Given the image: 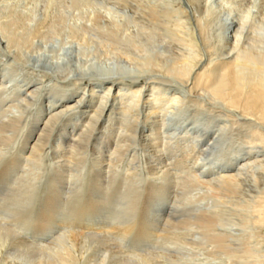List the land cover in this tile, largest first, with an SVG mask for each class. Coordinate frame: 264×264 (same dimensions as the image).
<instances>
[{"label":"rangeland","instance_id":"rangeland-1","mask_svg":"<svg viewBox=\"0 0 264 264\" xmlns=\"http://www.w3.org/2000/svg\"><path fill=\"white\" fill-rule=\"evenodd\" d=\"M43 1H45V2H43ZM49 1L50 0H41V2L39 0H17V1L8 0L7 1L8 3L6 2L5 4H2V5H4L3 9H4L5 14L6 13L8 14V12H10L11 9L16 10V11H23L24 8L28 7V10H29V13H31V16H33V18L35 16L34 19L32 18L31 29L36 28V26H38L40 23H42L46 19L45 16L47 17L48 14H49V16H52V17H50V19H48V20H51L49 22V24L52 23V27L45 34L46 38H44V40H42V39L36 40L33 47H30V48L26 49V51H25L26 54L24 56L25 57L24 60L27 61L26 60L27 57L30 56L29 58H31L30 60L33 62H29L28 64H25L24 62H18V64H17V62L14 61L15 62L14 64L16 66L14 65L13 67H9V70H6L8 73L7 79H9V80H11V78H13L14 75L15 76H17L18 74L21 75V77H18L17 80L15 79L17 82L16 81L13 82V85L18 84V83L21 84L26 78H28L29 76H32L28 72L29 67H31V68L34 67L37 71L44 70L50 74L54 73L55 74L54 77H55L56 81L57 80L63 81V79H59L60 75H62V74L66 75L67 74L66 76H67L68 81L67 82L65 81L66 82L65 84H69L70 82H74L75 80H81L83 83H85L87 80H90V79L92 80V78H96V77L98 78L99 75L97 76V74L99 72H102L103 70H107V69H108L107 71H110V70L119 71L121 69H127V70L132 71V73L125 75L124 79L121 81V82H124V83H122V85L123 84L131 85L132 83H134V81L139 80V78H141L142 75H144L145 77H146V75L147 76L151 75V76H154L155 78H157V80L158 79L162 80V79H164V77H169V82H167L166 84L163 83V84L157 85V87H158L157 95L159 97L160 96L166 97L169 100L172 96H175V94H177L176 96H178V97L184 96L186 101L183 100V102L180 103L181 106L179 104L175 105V106H172V105L168 106L169 104H173V103H169V102L168 103L165 102L163 104L165 106H163L162 104L158 106L159 108L157 109V113L155 115H153V117H152L153 120L151 119V121L154 124L153 126L155 129L156 135L154 137H151L150 139L147 138L148 140L146 139L147 141L145 140L144 143L149 142V144L153 145L152 140H153V138H156L157 139L156 142H160V144L158 143L155 146L146 148L145 153H143L142 150L140 149V147H138V145H136V143H135V142H141L139 140L140 134H138V133H140V131L138 133L133 132L134 134H136L135 136L130 131V130L134 131L136 129L135 126L137 124V122H136V120H138L137 118L140 117L139 118L140 121L144 120L143 111L139 110L141 114L139 113V115H138V112L136 113V111H137L136 107L134 105H133L134 107L133 106L131 107L129 104L127 106V108L130 110V111H128V113H122L123 115H121L118 110L116 111L117 115H115V116H116L117 120L113 124V130H112L113 134L111 135V139H110L111 143L108 145L107 148L104 149L103 154L105 157L104 156L101 157V154H95V153L91 152L90 147H87L86 144H82V146L76 148V151H77L76 152L75 149H71L68 146L66 139H64L65 141L63 143V148L60 149L59 151L58 150L56 151V149H57L56 146H58V144H59V142H58L59 139L58 140L56 139V137L59 138L58 134L56 136H55V134H52L50 136V141L48 140V144H47L45 149H44V147H42L40 149L42 144L39 142V144H38L39 146H37V147L41 151L37 148H36V150L33 151V146H34L36 141H33V142L29 141V143H27L25 145V143L27 142V140H26L27 130L24 133V135L21 132L22 130H20V129H23V127L19 128L16 132H11V135L9 134L8 135L9 137L7 136L8 138H6V140L0 146V155H1L0 157L2 158L5 155V158L7 157L10 159L8 164L9 165H12V164L15 165L11 169L13 171L10 170L12 172V176L10 175V173H11L10 171L6 172L5 174H2L3 169L0 168V169H2V170H0L1 171V173H0V201H1L0 202V209L2 208L0 210V215H1L0 224H1V226L3 228H7L8 230L10 229V231L12 232L14 237L16 236V238H15V239H17V240H15L16 242L19 241L18 238H20V239L22 238L24 241L26 239V241L28 242L27 246L33 247V248H36V246H39V245H45V244L47 245L48 243H52V244L54 243L53 247H49V250L50 249H52V250L57 249L58 250V249H61L62 245H64V243L67 240L66 239L67 237L60 238L58 241L56 240L57 236L60 234V232H57V231H59V229H56V226L59 225V222L58 221L54 222L55 227L53 225H51V226H53V228L50 230L47 229V225L43 228V227H41L43 225H41V224L39 225V223H38L40 221L37 219L38 217L33 216L32 213L29 212V210H28V208L30 207L29 205L34 200V198H36L35 195L37 193V190H36L37 185L42 183V181L44 180L43 178H45V176H48L49 180H51L52 178L56 179V183H54V189L52 187L53 190H51V191H53V195L55 197H57V198H55L56 199L55 204H54L55 208L52 209L50 207L49 209L50 210L55 209V214H57L56 216L59 218V221H61L60 218L62 220H67L65 218L69 219V218L73 217V218H71V220L75 221L74 225H79V223H80V225L81 224H85V225L90 224L93 227H97V228L99 227L102 230H105L106 227H104V226H108L110 224H113L114 221H106V218L104 216L105 214H103V213H100V215H94L93 208L87 209V207L85 208V210L83 212L81 211L80 215H77V210L75 211L74 208L69 207V203H70L69 201H73V200H69L71 192H72V195L75 194L74 197L76 199V196H77L76 191L78 190V192H81V187L83 185H84V187H86V188H84V190L89 191L87 189V184L89 182V178L93 177L95 175V173L99 174V172H100V174H102L101 180H99V183H100L99 188H97V190H94V192L91 190V193H93V194L92 195L90 194V198L87 196L86 200L89 199V200H94L96 202V200H99V199L100 200L106 199V197H107L106 195L108 194L107 192H109V189H110V192L113 190L116 192L118 190L117 187H119L123 182L125 183V185L127 187L129 185V183L131 185V182H132L137 187H140L143 190H145V189L148 190L150 185H153L157 182L161 183V182H163V180L165 178L167 180L166 183H168V181H169V187H170V185L172 186L169 188L170 189V195L172 196V197H170L171 199H168L169 206L172 207L173 202L176 200L175 202H176V207H177V211H178V213H176V214L174 213L175 215L173 214L174 216H172L173 217L172 223H168V225L166 224V226H169L168 229L173 228L170 232L171 237L169 239H167L165 237L163 238V236L160 235V234H162L164 223H165L166 219H168V213L162 212L160 215L157 214L156 215L157 217L150 218V221H146L148 219L147 218L148 208H147L146 210H144L143 216H142V214L140 216V217L144 218V221H145L144 222V228H145L144 229L145 230L144 235H140L137 231V232L133 233L132 236L131 235H124L126 237V239H124V236H122V235L118 236V238H119L118 240H116L117 237L112 236V235H108V238H106V237L104 238L103 236H101V237L94 236V235L91 236L93 238L98 237V239L100 238V239H106V240L107 239L110 240L111 236H112L111 240H112V242H114L113 247L115 249H117L118 252L121 250L120 251L121 253L118 254L119 256L118 255H111V256L109 255L108 258H106V260L104 261V264H131V263L132 264H264V229H263L264 227L263 228H262V226L260 227V225H258L257 222H255V221H257V219H259L258 218L259 216H257V215H259V213L255 212L256 204L258 205L261 202V198L264 197V186H263L264 180L261 181L260 183H258V185L255 186L254 188H251L248 186H246V187L245 186L244 187L237 186V188H235L234 193H225V191H223V188H222V190H221L222 192L221 191L220 192L224 193V194H220L219 191L217 192V191H215V189L207 188L209 185L206 182L202 184L201 181H204L208 178L210 179L211 176H209L207 178L205 177V179L202 178V180L200 182L197 181V179L194 177V172H196V170L200 169L201 167L204 168L203 169V171H204L203 175L213 174L212 171H214V170H211L210 167H212V168L214 167V164L217 161L216 159L225 157L223 159L224 161L229 160L230 156L232 158V156L236 152H239V150H242V149H238V147L240 148L241 143H239V142H241V141L239 139L244 135V133L242 136H240V137L238 136L239 138L237 136H235L234 137L235 140H234V138H232L231 135L229 136V133L227 134V131H226V134L224 132L223 135L224 134L225 135L224 136L222 135L223 137L221 136L219 138L221 141L219 140L220 144L218 145V147L216 146L217 148L215 149V151L214 152L212 151L213 153L210 151V152H208L207 155L203 156L202 155V153H203L202 152V150H203L202 144L204 143V141L207 138L211 137V135L214 133V130H218L220 128V126H217L218 121H213L210 114L207 116L206 119H203L202 117H201L202 118L201 119L200 117L194 116V114L191 115V113H189L187 111L188 98L186 97L187 95H185L184 92H186V90H188V89L185 88L181 82H179V80L176 78V75H175V72H180V71H183L184 69L190 68L185 63L190 62V61L195 62V56L194 55H196V56L199 55L203 58V60H207V58H209V56H210L209 54L211 52H215V56L222 58V57H220L221 51H223V48L226 45H228V42L225 41L223 38V30L225 28L224 20H227L228 18H232L234 16L239 17L240 15H244L246 13L248 7L251 6L250 0H243L244 2L242 0H213V1H210L208 3L207 7H205V9L203 11L197 10V8L193 7L192 5L190 6V4L188 3V0H177V1L176 0H145L143 2H142V0H135V1L134 0H124V1L123 0H90L91 2L90 1L86 2L87 0L86 1H83V0H58L57 3H54L55 5L52 4V6H53L52 8H51L52 2L49 3ZM202 1H204V0H202ZM93 3H96L99 6L97 11H94V10H96L97 7L95 8ZM244 3H245V5H244ZM36 4L38 6H35ZM141 4L144 5L146 8H149L152 6L155 7L156 10L159 11L158 21H156V22H155V20L153 22L150 21L151 19L149 18L148 13H143V11H140L141 10L140 9ZM93 6L95 9H92ZM130 6L132 8H129ZM34 7H35V9H34ZM180 7L186 8L188 13L187 14L180 13L178 16L176 12L180 9ZM47 8L50 9L48 14L46 13V11H48ZM54 8H56V9H54ZM36 10H38V11L35 12ZM54 10L56 11V13L54 12ZM52 13L55 15H51ZM238 13L240 15H238ZM251 23H259L261 25H264V0H258L257 7L253 8L249 26L251 25ZM153 24H154V26H153ZM262 27L264 28V26H262ZM139 29H140V31H139ZM131 31H133L134 35H131V33H132ZM262 31H264V30H262ZM150 32L151 33L153 32V34L150 35ZM154 35H155V37H154ZM0 37H2L1 34H0ZM152 37H154V38H152ZM49 42H51V43L48 44ZM72 42H73V44H72ZM3 43L5 44V46H4L5 48L9 46L7 41H3ZM78 44H80V45H78ZM192 44H193V46H192ZM222 44H224V45H222ZM260 46H262V47H260ZM260 46H257V47L252 46L250 48V52L257 51L254 53L263 54L264 53V43L261 44ZM188 48H191V51ZM252 48H254V49H252ZM156 49H157V51H156ZM213 49L217 50L218 52H216ZM189 51L192 52V55L189 54L190 53ZM37 52L42 53L43 57L41 58V57H38V56L36 57L35 55H33ZM72 52H73V54H72ZM153 52H155L154 55H152ZM197 53H199V54H197ZM31 55H33V57ZM186 55H188V56H186ZM57 56H60L61 59L63 56H64V58L65 57L66 58H65V60L64 59L59 60L61 63L60 62L56 63V62L50 61L51 58H54ZM182 56L184 58H182ZM191 57H193V58H191ZM219 58H218V60H220ZM39 59H41V62H43V63H41V65H38L37 61ZM48 59H49L50 63L52 62L51 64L56 63V64H54L55 66L59 64L56 67L57 69L55 68L56 71H55V69H52V68L51 69L43 68V67H45L44 63L48 62L47 61ZM159 63H161V64H159ZM205 63L206 62L204 61V64ZM166 64H168V66ZM161 65H162V67H161L162 69L159 67ZM191 65H192V63H191ZM23 66H25V67L23 68ZM1 70H3V67H1ZM8 71H10V72H8ZM24 71H25V73H24ZM140 71H144V72H140ZM154 71H156V72H154ZM158 71H160V72H158ZM194 72L192 73V75L194 74ZM167 73H171L172 75H169V74L167 75ZM43 74H44L43 72L40 73L39 76H38V74L37 75L34 74L35 76L33 75V77L36 79H40ZM142 78H144V77H142ZM46 81H47V78H46ZM101 82L102 81L95 82L93 87L99 86ZM190 83L191 82H189V84ZM97 90H100V89L97 88ZM149 93L150 92H147V94L145 93V95H148ZM95 97H97V96H95ZM181 99H182V97H181ZM201 100H203V99H201ZM204 101H205V99L203 100V102ZM11 102H12V100L8 99L6 104L11 105L13 103V102L12 103ZM32 103L34 104L35 100H33ZM40 104H41V102H40ZM35 105L36 104H34L33 106H30L29 108L24 107V108H28L26 113L33 112V110H35L36 112L39 111L41 107L39 108L37 105L36 106ZM129 106L131 109L129 108ZM132 108H135V109H132ZM20 109H23V107H21ZM170 109H172V110H170ZM133 112H135V113H133ZM118 113H119V115H118ZM13 114H14L13 112H8V115H6V117L8 116L9 119L12 118V120L13 119L16 120L17 118ZM124 114H125V116H124ZM43 116H45V114ZM126 116H128V118ZM129 118H132V119H129ZM1 119H4V118L1 117ZM62 119L58 120L57 130H58V128H60V126L62 127L64 120L66 118H64L63 120ZM86 119H87V115H83V117L78 122L77 130L81 129L84 126ZM121 119H124V123H122ZM200 119L202 121L200 123H198V121H200ZM210 123H211V125H210ZM194 124H195V127L197 128L196 129L197 132L204 129L206 125H210L211 130H210L209 134H211V135L208 134L207 137L202 138L201 142H199V143L195 142L193 135H191L190 138H187V139L182 138L183 140H172V142H170L169 137L172 138L174 132H175V134L178 135L179 133H181L183 131L185 132L186 128H191L192 126H194ZM213 125L216 127V129H214ZM164 127H165V129H164ZM150 129L151 130H149L147 128L148 132L152 133L153 132L152 127H150ZM128 130H129V132H126ZM15 136L18 138H16ZM133 136L135 138H137L138 140L137 139L132 140ZM20 138L22 140H20ZM67 138L69 139L70 137L67 136ZM158 138H160V139H158ZM221 138L224 140H222ZM242 138H244V137H242ZM46 139H47V136H44L43 142H46ZM228 139H229V142H228ZM178 141H180V142H178ZM182 141H185V143L181 144ZM189 141H191V142H189ZM12 143H14V145ZM129 143H131L130 145L133 144V146H137V149L133 150L134 147L127 146V144H129ZM120 145H123L124 147L121 148ZM163 145H164V147H163ZM48 146H50L53 149H51ZM246 146H247V144L242 145L243 148H246ZM168 147H170V148H168ZM85 148L88 150H86ZM114 148H116L118 151H116V149H114ZM83 149H85V150H83ZM11 150L14 152H12ZM42 150L43 151L47 150V151H45L46 152L45 153V152H42ZM70 150H72L73 152ZM243 150H245V152H247L246 149H243ZM234 151H235V153H234ZM70 152H72V153H70ZM113 152L115 154L111 158L110 154ZM226 152H228V153H226ZM8 153H9V155H8ZM32 153H35V154H32ZM81 153H83V154H81ZM126 153H127V155H126ZM37 154L43 155V158L45 161L42 160L43 159L42 156H40V158H39V155H37ZM58 154L63 155V157L59 158V160L61 159L60 160L61 165L62 164H64V165H62L61 169L57 170V172H56L57 175L54 177L53 174L55 172H51L49 170L51 169L53 162H55L53 160L56 159ZM35 155L38 157L36 158ZM133 155L135 158L132 157ZM216 155H217V157H216ZM20 156H22V157H20ZM167 156H170L171 158L167 157ZM100 157H101V160L103 157L107 158V161L102 164L101 168L97 167V165H96V159H98ZM113 157H115V158H113ZM145 157H147V158H145ZM119 158H121L120 160L123 162L120 161L118 163ZM70 159H72L73 161H71ZM240 159H242L241 156H240ZM240 159H239V161H240ZM116 160H118V161H116ZM124 160H125V162H124ZM70 161L72 164L68 163ZM77 161H78V163L80 162L81 164H76ZM198 161H200V164H198L199 163ZM43 162L45 163V166H44ZM114 162L116 163V165ZM29 163H32V164H29ZM34 164H35L36 168H34ZM75 164L77 166H74ZM113 164L115 167L113 166ZM197 164H198V166H197ZM48 165H50V166H48ZM87 165H89V166L87 167ZM29 166H30V168H28ZM120 166H121V168L122 167L123 168L121 169ZM3 167H4V165H3ZM22 169H23V171H22ZM34 169H35V171L37 170V172H33ZM217 169L218 168H215V172L217 171ZM126 170H128V171L126 172ZM135 170L137 173L134 172ZM168 170H170V171L168 172ZM52 171H56V170H52ZM118 171H119V173H118ZM218 171H220V170H218ZM81 172H82V174H81ZM161 172H163V173H161ZM37 173L39 174L38 176H37ZM17 174H19V175H17ZM28 174H30V175H28ZM23 175H25V176H23ZM49 175L51 177H49ZM166 175L168 176V179H167ZM2 176H3V179H1ZM103 176H105V177H103ZM16 178H18V179H16ZM26 178H28V179H26ZM157 178H159V179H157ZM80 179H82V180H80ZM126 180L128 183L126 182ZM48 183L50 186L51 183L50 182H48ZM195 183H196V185H195ZM20 184H21V187H20ZM15 185H16V187H15ZM130 185H129V187H130ZM246 185H248V184H246ZM7 186H11V189H12V192H7V194L8 193L13 194L11 196L8 195V197L4 196L2 194V192L5 190V187H7ZM23 186H24V189H23ZM26 187L28 188L27 193H26ZM68 190H69V192H68ZM197 190H199L200 192H197ZM209 190H212V192L213 191L214 192L211 193V191H209ZM85 191H83L82 194H85ZM97 191H99V194L97 193ZM181 192H183V193H181ZM191 192L193 195L191 194ZM207 192H208V194H207ZM17 193L20 195L21 198L18 197L19 195H17ZM30 193L32 195V198L30 197L31 196ZM194 193H195V195H194ZM259 193H260V196H259ZM7 194H5V195H7ZM14 194H16L17 196ZM167 194H169V192ZM189 194H191V195H189ZM218 195H221L220 198ZM194 196H196V197H194ZM5 197H7V198H5ZM65 197H67V198H65ZM187 197H188V199H187ZM13 198H14V200H13ZM9 199H12L13 201L12 200L9 201ZM22 199H23V202H22ZM71 199H73V198L71 197ZM24 200H25V202H24ZM29 202H30V204L28 205ZM42 202L43 201L40 200V203H42ZM146 202H147V199L145 196V200L141 204V209H143L145 207ZM192 203H194V204H192ZM17 204L22 205L21 207L24 209V211L29 212V213L27 212L28 214L26 213L27 214L26 216L29 220L24 221V222H28V224H30V227L28 226V228H30L29 230H31V231H27L28 229H26L24 227L25 225L22 224L23 222L19 223L20 218L14 217L15 215H10V213L14 214L13 213L14 207H15V209H16V207L20 208V205H17ZM26 204H27L28 208H26ZM186 205H188V207ZM193 205H196V207ZM8 206L10 207L9 208L10 212L8 214L9 216L7 215V213H8L7 209H5ZM189 206H190V208H192L194 210L193 213H195V211H199V212H206L207 214H213L214 213L215 216L217 215L216 217L218 219V222H217V226L215 228H217L216 233L222 235L221 236V238L223 239V240H221L222 245L219 244L220 241L216 242V244H215V242L210 240L207 236H204L205 237L204 238L201 235H198V233L200 231L198 230V227L196 225H187V227L184 225V223H186V221H188L187 219L189 217L187 218V216L184 215L182 211H184V209H186V208H189ZM32 207H34V206H32ZM167 207H168V205H167ZM176 207H174V208H176ZM11 208H12V210H11ZM45 210L48 211L47 208H45ZM211 212H213V213H211ZM6 215L8 216V218ZM177 217L179 218V220L177 219ZM13 218H16V219H13ZM32 218H34V219H32ZM142 218H140V219H142ZM179 221L182 222L179 225L180 228H178V229H177V227L174 228L175 226L173 227V223L175 224L176 222H179ZM33 222L35 224H33ZM18 223H19V225H18ZM116 223H119V221L118 222L116 221ZM96 224H99V225H96ZM104 224H106V225H104ZM31 225L33 228L31 227ZM19 226H22V228H20ZM17 227H19V228H17ZM48 227H49V225H48ZM157 227H160V228H157ZM21 231H22V233H21ZM67 232H69V231H67ZM190 232L192 233V235L190 234ZM44 233L46 235H43ZM195 233L197 236L195 235ZM2 234L3 233L0 232V254H1L0 256L1 257L5 256L6 253L10 250V248H9L10 245H9V243H7V244L5 243L6 239H4L5 236ZM174 234H176V235H174ZM195 236L197 238H195ZM175 237L177 238V240L174 239ZM179 237H181V239ZM185 241L188 244H186ZM117 242L118 243L120 242V243L118 244ZM125 242H126V244H123ZM191 242H194V245H192V244L189 245V243H191ZM133 243H134V245H133ZM162 245H164V246H162ZM181 245H182V247H181ZM187 245H188V247H187ZM54 246H56V248ZM101 246L100 247L98 246L100 249L97 248L94 250V252L93 251H92V253L90 252V254H88V256L86 257V260H88L93 255H95L98 250L100 252H103V250H101L102 249ZM137 246H139V247L137 248ZM143 246H144V249H143ZM189 246H191V247H189ZM16 247L13 248L14 249L12 251L13 253H15L16 250H22L20 248L17 249ZM57 247H60V248H57ZM148 247H149V249H148ZM127 249H128V251H127ZM153 249L155 252H153ZM189 249H191V250H189ZM49 250L47 252H49ZM135 250H137V251L139 250L140 252H137ZM99 251L97 252V254L100 256H98V255L97 256H98V258L100 257V259L97 262L102 261L105 257V256L101 257L102 254H100ZM133 251H134V253H133ZM27 252L25 251V253H24V257H25L24 259H26L27 255H29V254H27ZM124 253H126L127 255ZM132 253H133V255H132ZM135 253L136 254L138 253L137 254L138 258L137 257L134 258V255H136ZM150 253H151V255H150ZM154 253H155V255H154ZM128 254H130V257ZM113 256H114V258H113ZM131 256H133V257H131ZM147 256H149V257H147ZM144 258H147V259H144ZM129 259H131V260H129ZM134 259H136V260H134ZM148 259H149V261H148ZM128 260H129V262H127Z\"/></svg>","mask_w":264,"mask_h":264},{"label":"bare ground","instance_id":"bare-ground-1","mask_svg":"<svg viewBox=\"0 0 264 264\" xmlns=\"http://www.w3.org/2000/svg\"><path fill=\"white\" fill-rule=\"evenodd\" d=\"M7 1L8 0H0V34L2 35V37H0V110H1L0 111V123H1L0 124V146L3 144V142L6 140V138L9 137L8 135L9 134L11 135V132H16L19 128L23 127V129H20V130H22L21 132L23 133V135L26 132V130L28 132V133L26 132L27 135L25 134L26 140H27L25 145L27 143H29V141H31V142L36 141L34 146H33V151L36 150V148L39 149L37 147V146H39L38 145L39 142L42 144L40 149L42 147H44V149H45L47 144H48V140L50 141V136L52 134H55V136L58 134L59 138L56 137V139L57 140L59 139V141H58L59 144H58V146H56V148H57L56 151L57 150L59 151L60 149L63 148V143L65 141L64 139H66L67 144L71 149H75V151H76V148L82 146V144H86L87 147H90L91 152H93L95 154H101V157H102V156H104V154H103L104 149L107 148L108 145L111 143L110 139H111V135L113 134V131H112L113 130V124L117 120L116 116H115V115H117L116 111L118 110L121 115H123L122 113H128V111H130L127 108L128 104L131 107L133 105L136 107L137 111L136 110L135 111H136V113L138 112V115L140 113L139 110H142L143 115H144V120H142V121L139 120L140 117L137 118L138 120H136L137 124L135 126L136 131L130 130L132 133L133 132L138 133L140 131V133H138V134H140L139 140L141 142H135L136 145H138V147H140L142 152L145 153L146 148L155 146L158 143L160 144V142H156V140H157L156 138H153V140H152L153 145L149 144V142L144 143V141L147 138L150 139L151 137H154L156 135L155 129L153 126L154 124L151 121V119H152L153 115H155L157 113V109L159 108L158 106L161 104L163 105L165 102L173 103V104H169L168 106H170V105L175 106L178 104L180 105V103H182L183 100L186 101L184 96L178 97V96H176L177 94H175V96H172L169 100L166 97H161V96L159 97L157 95V93H158L157 85L163 84V83L166 84L167 82H169V77H164V79H162V80H159V79L157 80V78H155L154 76H151V75L147 76L146 75V77H145L144 75H142V77H144V78L141 77V78H139V80H136V81L133 80L134 83L131 82L132 83L131 85H125V84L122 85V83H124V82H121V81L124 79L125 75L131 74L132 71L127 70V69H121L119 71H114V70L107 71L108 70L107 69V70H103L102 72H99L97 74V76L99 75L98 78L97 77L92 78V80L91 79L87 80L85 83H83L81 80H75L74 82H70L69 84H65L68 81L67 76H66L67 74L66 75H64V74L60 75L59 79H63V81H61V80L56 81V79L54 77V75H55L54 73L50 74L44 70L37 71L34 67L33 68L29 67L28 72L32 76H29L28 78H26L21 84L18 83V84L13 85V82H15L18 77H21V75L20 74H18L17 76L14 75V77L11 78V80H9V79H7L8 73L6 70H9V67H13L15 65L14 64L15 62H17V64H18V62H24L25 64H28L29 62H33L30 60L31 59V58H29L30 56L27 57V59H26L27 61L24 60V58H25L24 56L26 54L25 51H26V49L33 47L36 40H39V39L44 40V38H46L45 34L52 27V23L49 24V22L51 20H48V19H50V17H52V16H49L48 13H49L50 9L47 8L48 11L45 10L46 13L48 14L47 17L45 16L46 19L42 23H40L38 26H36V28L31 29L33 16H31V13H29L28 7L24 8L23 11H16V10L11 9V11L8 12V14L7 13L5 14L4 9H3L4 5H2V4H5ZM15 1H17V0H15ZM39 1L41 2V0H39ZM83 1H86V0H83ZM89 1L90 0H87L86 2H89ZM143 1H145V0H142V2ZM210 1H213V0H204V1H202V0H188V3L190 4V6L192 5L193 7H196L197 10L203 11L205 9V7H207V5ZM43 2H45V1H43ZM50 2H52L51 3V8H52L53 7L52 4L57 3L58 0H50L49 3ZM250 3H251V6L248 7V9L244 15H240L238 13V15H240L239 17L234 16L232 18H228L227 20H224L225 28L223 30V38L225 41L228 42V45H226L223 48V51H221L220 57H222V58L215 56V52H211L209 54L210 56H209V58H207V60H203V58L199 55L198 56L194 55L195 56V62L190 61V62L185 63L187 66L190 67L189 69H184L183 71L175 72L176 78L179 80V82H181L184 85V87L188 89V90H186V92H184L185 95H187L186 97L188 98L187 111L189 113H191V115L194 114V116H197L200 118L202 117L203 119H206L207 116L210 114L213 121H218L217 126H220V128L218 130H214V133L211 135L209 133L211 130L210 125L212 122L210 123V125H206L204 129H202L201 131H198V132L196 131L197 128L195 127V124H194V126H192L191 128H186L185 132L183 131V132L179 133L178 135L175 134V132H174L173 137L172 138L169 137L170 142H172V140L187 139V138H190L191 135H193L195 142L199 143V142H201L202 138H206L207 135L209 134V135H211V137L207 138L204 141V143L202 144V149H203L202 155L205 156L208 154V152H210V151L214 152L215 151V149L218 147V145L220 144V141H221L219 138L223 135L224 132L226 134V131H227V134L229 133V136L231 135L232 138H234L235 136L240 137L244 133V135L242 136L244 138L241 137L239 139L241 141V142H239V143H241L240 148L237 146L238 149H242V150H239V152H236V153L234 151L235 154L232 156V158L230 156L229 157L230 159L228 158L229 160L224 161L223 159L225 157L216 159L217 161L214 164V167L213 168L210 167L211 170H214V171H212L213 174L209 173L210 175H203L204 174V171H203L204 168L203 167H201L200 169L196 170V172H194V177L199 182L202 180V178L205 179V177L207 178V177L211 176L210 179L208 178V179L201 181V182H202V184L206 182L210 186L209 187L207 185L208 186L207 188L215 189V191H217V192L219 191L220 194H224V193H221L222 188H223V191H225V193H234L235 188H237V186H242V187L248 186V187L254 188L255 186L258 185V183H260L261 181L264 180V53L263 54L254 53L257 51L250 52V48L252 46L257 47V46H260L261 44L264 43V31H262V30H264V28L262 27L264 25H261L259 23H251V25L249 26L251 15H252V10H253V8L257 7L258 0H252V1L250 0ZM93 4H94L95 8L97 7L96 10H94V11H97L99 6L96 3H93ZM244 5H245V3H244ZM35 6H38V5L36 4ZM94 6L92 9H95ZM152 7L146 8L144 5L141 4L140 5L141 10L140 11H143V13H148L149 18L151 19L150 21L153 22L155 20V22H156V21H158L159 11H157L155 7H153V8ZM129 8H132V7L130 6ZM34 9H35V7H34ZM54 9H56V8H54ZM37 11L38 10H36L35 12H37ZM54 12L56 13L55 10H54ZM176 13L179 16L180 13L187 14L188 12H187L186 8L180 7V9ZM51 15H55V14L52 13ZM34 18H35V16H34ZM153 26H154V24H153ZM139 31H140V29H139ZM131 32H132L131 35H134L133 31H131ZM151 34H153V32L152 33L150 32V35ZM154 37H155V35H154ZM154 37H152V38H154ZM3 41H7L9 46L5 48L4 47L5 44L3 43ZM50 43L51 42H49L48 44H50ZM72 44H73V42H72ZM78 45H80V44H78ZM222 45H224V44H222ZM192 46H193V44H192ZM262 46H260V47H262ZM188 49L191 51V48H188ZM252 49H254V48H252ZM213 50H215V49H213ZM156 51H157V49H156ZM215 51L218 52L217 50H215ZM154 53L155 52H153L152 55H154ZM72 54H73V52H72ZM189 54L192 55V52H190ZM197 54H199V53H197ZM33 55H35L36 57L37 56L41 57V58L43 57L42 53H38V52L33 54ZM33 55H31V56L33 57ZM186 56H188V55H186ZM65 58H64V56L62 57V59H64V60H65ZM182 58H184V57L182 56ZM191 58H193V57H191ZM218 58L220 60H218ZM62 59L60 58V56H57V57L51 58L50 61L57 63V62H60L59 60H62ZM47 61L48 62L44 63L45 67H43V68L55 69L59 65L58 64L55 66L54 64H56V63L51 64L52 62L50 63L49 59ZM204 61L206 62L205 64H204ZM37 62H38V65H41V63H43V62H41V59H39ZM161 63H159V64H161ZM191 63H192V65H191ZM166 65L168 66V64H166ZM1 67H3V70H1ZM24 67L25 66H23V68ZM159 67L161 68L162 65ZM56 69H55V71H56ZM8 72H10V71H8ZM42 72L44 74L41 76L40 79H36L33 77L34 74L35 75L38 74V76H39V74ZM140 72H144V71H140ZM154 72H156V71H154ZM158 72H160V71H158ZM193 72H194V74L192 75ZM24 73H25V71H24ZM168 74L172 75L171 73H167V75ZM46 78H47V81H46ZM97 81H102V82L100 83L99 86L93 87L94 83ZM189 82H191V83L189 84ZM97 88H99L100 90H97ZM147 92H150V93L148 95H145V93L147 94ZM95 96H97V97H95ZM181 97H182V99H181ZM8 99L12 100L13 103L11 102L12 103L11 105L6 104ZM201 99H203V100L205 99V101L203 102V100H201ZM33 100H35L34 104H36L39 108L41 107L40 110L37 112L35 110H33V112L26 113L27 109L30 106L34 105L32 103ZM40 102H41V104H40ZM130 106H129V108H130ZM163 106H165V105H163ZM21 107H23V109H20ZM24 107H28V108H24ZM132 109H135V108H132ZM170 110H172V109H170ZM8 112H13L14 113L13 115L16 116L17 119L12 120V118L9 119L8 116L6 117V115H8ZM119 113H118V115H119ZM133 113H135V112H133ZM44 114H45V116H43ZM83 115H87V119L84 123V126L81 129L77 130L78 122L83 117ZM124 116H125V114H124ZM128 116H126V117L128 118ZM1 117H3L4 119H1ZM63 117L66 119L64 120V123L62 122L63 123L62 127L60 126V128H58V130H57L58 120L62 119ZM129 119H132V118H129ZM201 119H200V121H198V123H200L202 121ZM121 120H122V123H124V119H121ZM150 127H152V131L154 133L148 132L147 128L149 130H151ZM164 129H165V127H164ZM214 129H216L215 126H214ZM126 132H129V130ZM133 135L135 136L136 134L133 133ZM44 136H47L46 142H43ZM67 136H69L70 138L68 139ZM134 136H133V139L131 138L132 140L137 139ZM16 138H18V137H16ZM158 139H160V138H158ZM20 140H22V139L20 138ZM222 140H224V139H222ZM234 140H235V138H234ZM178 142H180V141H178ZM189 142H191V141H189ZM228 142H229V139H228ZM183 143H185V141L181 142V144H183ZM12 144L14 145V143H12ZM130 144L131 143L127 144V146L134 147V149L132 148L133 150L137 149V146H133V144L132 145H130ZM245 144H247V146H246V148H243L244 146L242 147V145H245ZM48 147H50V146H48ZM120 147L123 148L124 146L120 145ZM163 147H164V145H163ZM168 148H170V147H168ZM51 149H53V148H51ZM85 149H83V150H85ZM114 149H116V148H114ZM243 149H246L247 152H245V150H243ZM86 150H88V149H86ZM45 151H47V150H45ZM45 151L42 150V152H45ZM70 151H72V150H70ZM116 151H118V150L116 149ZM12 152H14V151H12ZM72 152H70V153H72ZM226 153H228V152H226ZM32 154H35V153H32ZM81 154H83V153H81ZM114 154H115L114 152L111 153L110 157L112 158V156H114ZM8 155H9V153H8ZM37 155H39V158H40V156H42V158H43V155H40V154H37ZM126 155H127V153H126ZM240 156L242 159H240ZM20 157H22V156H20ZM37 157L38 156H36V158ZM62 157H63V155L58 154L56 157L57 160L56 159L53 160L55 162H53L51 169L56 170V171H52L51 169L49 171L55 172L53 174L54 177L57 175L56 174L57 170L61 169L62 165H64V164L61 165V161H60L61 159L59 160V158H62ZM101 157L96 159V165L99 168H101L102 164L107 161V158H104L105 156L102 158V160H101ZM132 157L135 158L134 155ZM167 157H170V156H167ZM216 157H217V155H216ZM113 158H115V157H113ZM145 158H147V157H145ZM120 159L121 158H119V161L118 160H116V161H118V163H119L121 161ZM239 159H240V161H239ZM9 160H10L9 158H7V157L5 158V155L2 158L0 157V168L3 169L2 174H5L6 172L10 171L15 166L14 164L9 165L8 164ZM42 160H44V158ZM70 160L73 161L72 159H70ZM71 161L68 163H71ZM121 162H123V161H121ZM124 162H125V160H124ZM198 162H199L198 164H200V161H198ZM29 164H32V163H29ZM43 164L45 166L44 162H43ZM76 164H81V163L80 162L78 163V161H77ZM76 164L74 166H77ZM198 164H197V166H198ZM3 165H4V167H3ZM115 165H116V163H115ZM30 166L28 168H30ZM48 166H50V165H48ZM88 166L89 165H87V167ZM113 166H114V164H113ZM34 168H36L35 164H34ZM120 168H121V166H120ZM215 168H218L216 172H215ZM2 169H0V170H2ZM218 170H220V171H218ZM11 171H13V170H11ZM22 171H23V169H22ZM127 171L128 170H126V172ZM169 171L170 170H168V172ZM33 172H37V170L35 171V169H34ZM134 172H136V170ZM0 173H1V171H0ZM38 173H37V176L39 175ZM118 173H119V171H118ZM161 173H163V172H161ZM81 174H82V172H81ZM10 175L12 176V172L10 173ZM17 175H19V174H17ZM25 175H23V176H25ZM28 175H30V174H28ZM3 176L1 179H3ZM49 177H51V176L49 175ZM101 177H102V174H100V172H99V174L95 173V175L93 177L89 178V182L87 184V189L89 191H85L84 188H86V187H84V185H83L81 187V192H78V190L76 191L77 192L76 199L74 197L75 194L72 195V192H71L69 200H73V201H69L68 199L67 200L70 202L69 207L74 208L75 211L77 210V215H80L81 211L83 212L86 207H87V209L93 208L94 215H100V213H103V214H105L104 216L106 218V221H114L113 224H110L108 226H104L106 228H105V230H102L99 227H98L99 228L98 229L97 227H93L90 224H86V225L81 224L80 225V223H79V225H74L75 221L71 220V218H73V217H71L69 219L65 218L67 220H62L60 218L61 221H59V218L56 216L57 214H55V209L52 210L53 208H55V205H54L55 200H56L55 198H57V197H55L53 195V191H51V190L54 189V183H56V179L52 178L51 180H49L48 176H45V178H43L44 180L42 181V183L37 185V189H36L37 193L35 195L36 198H34V200L31 202V204H30V202L28 203V205L30 204L29 208L26 204V208H28L29 212H31L33 216L38 217L37 219L40 220L38 223H39V225L40 224L43 225V226H41L43 228L47 225V229L50 230L53 228V226L55 227L54 222L58 221L59 225L56 226V229H59V231H57V232H60V234H59L60 236L58 235L59 237L57 236L56 240L58 241L60 238L67 237L66 238L67 240L65 242L66 244L64 243V245H62L61 249H58V250L57 249L56 250H52V249L49 250V247H53L54 243L53 244L48 243L47 245L46 244L45 245H39V246H36V248L29 247V246H27L28 242L26 241V239H25V241H26L25 242L22 238L21 239L18 238L19 241L16 242L15 241V240H17V239H15L16 236L14 237V235L12 234L10 229L8 230L7 228H3L0 224V232H2L3 233L2 235L5 236L4 237V239H6L5 243L6 244L9 243V245H10V247H9L10 250L6 253V255L3 257L0 256V264H104V261L106 260V258H108L109 255L110 256L111 255H118L119 253H121L120 252L121 250L118 252V250L113 247L114 242H112V240H111L112 236L117 237L116 240H118L119 239L118 236H121V235L122 236H124V235H131L132 236L133 233H135L137 231L140 235L145 234V230H144L145 229L144 228V222L145 221H144V218H142L140 216H141V214L143 216V212L147 208H148V213H147L148 219L146 221H150V218L157 217L156 215L157 214L160 215L162 212L168 213V219H166L164 226H163V230L161 229L162 234H160V235H162L163 238L165 237L167 239H169L171 237L170 232L173 228L168 229L169 226H166V224L168 225V223H172V219H173L172 216H174L176 213H178V211H177L176 202H175L176 200L173 202L172 207L169 206V203H168V199H171L170 197H172L170 195V189H169L172 186L170 185V187H169V181H168V183H166L167 180L164 178L163 182H161V183L157 182L153 185H150L148 190L147 189L143 190L140 187H137L132 182H131V185L129 183V185L131 187L130 188L128 184H127L128 185V187H127L125 185V183L123 182L119 187H117L118 190L116 192L114 190L110 192V189H109V192H107L108 194L106 195L107 196L106 199H103V200L99 199V200H96V202L94 200H89V199L86 200L87 196L90 198V194L91 195L93 194V193H91V190L94 192V190H97V188H99V184H100L99 180H101ZM103 177H105V176H103ZM166 177L168 179L167 175H166ZM159 178H157V179H159ZM16 179H18V178H16ZM26 179H28V178H26ZM80 180H82V179H80ZM48 182L51 183L50 186H49ZM126 182H127V180H126ZM246 184H248V185H246ZM195 185H196V183H195ZM15 187H16V185H15ZM20 187H21V184H20ZM52 187H53V189H52ZM23 189H24V186H23ZM27 189L28 188L26 187V193L28 192ZM83 191H85V194H82ZM209 191H211V193L214 192V191L212 192V190H209ZM7 192H12L11 186L5 187V190L2 192V194L4 196H7V197H8V195H10V196L13 195L12 193L7 194ZM68 192H69V190H68ZM168 192H169V194H167ZM192 192H191V194H192ZM197 192H200V191L197 190ZM208 192H207V194H208ZM97 193L99 194V191H97ZM181 193H183V192H181ZM5 194H7V195H5ZM191 194H189V195H191ZM14 195H16V194H14ZM17 195H19V194L17 193ZM30 195H31V193H30ZM194 195H195V193H194ZM145 196H146L147 202H146L145 207L143 209H141V204L144 202ZM218 196L220 198L221 195H218ZM259 196H260V193H259ZM7 197H5V198H7ZM18 197H20V195ZM30 197L32 198V195ZM71 197L73 199H71ZM194 197H196V196H194ZM65 198H67V197H65ZM23 199H22V202H23ZM187 199H188V197H187ZM10 200H12V199H9V201ZM13 200H14V198H13ZM40 200L43 202L40 203ZM24 202H25V200H24ZM192 204H194V203H192ZM17 205H20V204H17ZM167 205H168V207H167ZM21 206L22 205H20V208L16 207V209L14 207V212L12 211L14 214L10 213V215H15L14 217L20 218L19 223L23 222L22 224L25 225L24 227L26 229H28L27 231H31V230H29L30 228H28V226L30 227V224H28V222H24V221L29 220L26 216L29 212L27 211L28 212L27 213L26 211H24V209ZM32 206H34V207H32ZM186 206L188 207V205H186ZM193 206L196 207V205H193ZM50 207L52 208L51 210L49 209ZM174 207H176V208H174ZM9 208H10L9 206L7 208H5L8 211V213L6 212L7 215L10 212ZM45 208H47L48 211L45 210ZM189 208H190V206H189ZM189 208H186V209H184V211H182L183 214L187 216V218L189 217L187 219L188 221H186V223H184V225L186 227H187V225H196L198 227V230L200 231L198 233V235H201L202 237L207 236L210 240L214 241L215 244H216V242L220 241L219 244L222 245V242H221V240H223L221 238L222 235L216 233L217 228H215L217 226V222H218V219L216 217L217 215L215 216V214L213 212H211L213 214H207L206 212H199V211H195V213H193L194 210L192 208H190V209ZM255 208H256L255 212L259 213V215H257V216H259L258 217L259 219H257V221H255V222H257V224L260 225V227L262 226V228H263L264 227V197L261 198V202L258 205L256 204ZM11 210H12V208H11ZM8 216H7V218H8ZM0 217H1V215H0ZM140 218H142V219H140ZM13 219H16V218H13ZM32 219H34V218H32ZM177 219L179 220L178 217H177ZM116 221L117 222L119 221V223H116ZM34 222H33V224H35ZM19 223H18V225H19ZM181 223L182 222H180V221L176 222L175 224L173 223V227L175 226L174 228L177 227V229H178V228H180L179 225ZM48 225H49V227H48ZM51 225H53V226H51ZM96 225H99V224H96ZM104 225H106V224H104ZM19 227L22 228V226H19ZM19 227H17V228H19ZM31 227H32V225H31ZM157 228H160V227H157ZM67 231H69V232H67ZM21 233H22V231H21ZM190 234L192 235L191 232H190ZM43 235H46V234L44 233ZM92 235L98 236V237L103 236L104 238L105 237L108 238V235H112V236H111L110 240H108V239L106 240V239H100V238L98 239V237H94L95 238L94 239L93 237H91ZM174 235H176V234H174ZM195 235H196V233H195ZM196 236H195V238H197ZM179 238L181 239V237H179ZM124 239H126L125 236H124ZM174 239L177 240L176 237ZM123 244H126V242ZM186 244H188V243L186 242ZM191 244L194 245V242L189 243V245H191ZM133 245H134V243H133ZM98 246L102 247L101 250H103V252H100L99 250L98 251L100 254H102L101 257L105 256L104 259L100 262H97L100 259V257L98 258V256H100V255L97 254V252H98L97 251L95 255H93L91 258L86 260V257L88 256V254H90V252L92 253V251L94 252L95 249L99 248ZM162 246H164V245H162ZM15 247L17 249L20 248L22 250H16V252L13 253L12 251L14 250L13 248H15ZM54 247L56 248V246H54ZM138 247L139 246H137V248ZM181 247H182V245H181ZM187 247H188V245H187ZM189 247H191V246H189ZM57 248H60V247H57ZM143 249H144V246H143ZM148 249H149V247H148ZM24 250L26 252L28 251L27 254H29V255H27L26 259H24L25 258L24 257V253H25ZM48 250H49V252H47ZM189 250H191V249H189ZM127 251H128V249H127ZM135 251H137V250H135ZM137 252H140V251L138 250ZM153 252H155L154 249H153ZM126 253H124V254H126ZM133 253H134V251H133ZM133 253H132V255H133ZM137 254L134 255V258L137 257ZM128 255L130 257V254H128ZM150 255H151V253H150ZM154 255H155V253H154ZM131 257H133V256H131ZM147 257H149V256H147ZM113 258H114V256H113ZM144 259H147V258H144ZM129 260H131V259H129ZM129 260L127 262H129ZM134 260H136V259H134ZM148 261H149V259H148Z\"/></svg>","mask_w":264,"mask_h":264}]
</instances>
